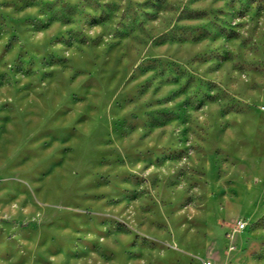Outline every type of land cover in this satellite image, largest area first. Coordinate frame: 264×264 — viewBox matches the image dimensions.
Returning <instances> with one entry per match:
<instances>
[{
	"label": "rangeland",
	"instance_id": "374dc122",
	"mask_svg": "<svg viewBox=\"0 0 264 264\" xmlns=\"http://www.w3.org/2000/svg\"><path fill=\"white\" fill-rule=\"evenodd\" d=\"M0 264H264V0H0Z\"/></svg>",
	"mask_w": 264,
	"mask_h": 264
},
{
	"label": "built area",
	"instance_id": "2783aa9c",
	"mask_svg": "<svg viewBox=\"0 0 264 264\" xmlns=\"http://www.w3.org/2000/svg\"><path fill=\"white\" fill-rule=\"evenodd\" d=\"M245 227V222H239L237 224V227L235 228L236 230H240L243 229Z\"/></svg>",
	"mask_w": 264,
	"mask_h": 264
}]
</instances>
